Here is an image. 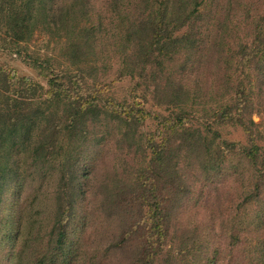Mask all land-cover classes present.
<instances>
[{
	"label": "trees",
	"instance_id": "trees-1",
	"mask_svg": "<svg viewBox=\"0 0 264 264\" xmlns=\"http://www.w3.org/2000/svg\"><path fill=\"white\" fill-rule=\"evenodd\" d=\"M91 1L59 0L54 9L55 0H0V57L16 56L47 79L45 86L30 77H19L8 63L0 62V204L4 192L21 180L30 183L49 176L59 182L49 242L35 249L33 261L27 264L85 263L81 238L86 230H80L79 238L74 239L73 229H83L94 214H81L76 204L93 196L99 184L103 189L99 210L107 212L106 224L107 220H121L122 228L100 238L102 246L93 247L88 264H107L113 259L112 264H214L215 256L209 255L207 246H197L190 232L179 236L175 220L193 193L186 166L198 163V173L208 182L224 173L230 153H238V142L219 141V132L194 127L189 122L193 111L186 110L208 91L192 87L187 80L202 53L227 57L229 36L223 32L227 26L223 24L211 36L217 17L209 12L207 0H140L139 5L128 8L135 10L133 18L119 10L124 24L118 28L113 46L122 67L118 78L134 80L133 93H143L144 101L113 104L104 98L105 86L97 80L99 60L91 59L98 55L102 35V22L95 21L90 12ZM256 22L255 31L247 35L250 42L242 43L227 58L237 59L245 70L253 68L260 90L264 86V8ZM37 24L49 31L45 33L56 31L65 39L66 63L81 75L71 69H53L54 58H34L29 53ZM180 58L183 61L178 63ZM243 74L244 87L235 88L236 82L232 86L225 76L220 79L227 95L237 92L231 103L221 104V112L210 106V118L220 126L243 127L250 141L241 155L264 180V148L255 135L262 122L251 118L247 124L245 120L262 110H254L253 99L246 93V88L252 93L253 81L249 72ZM89 79L93 80L91 92ZM79 81L85 86L80 87ZM149 96L156 107L181 112L173 121L158 118V130L145 133L146 116L141 107ZM106 129L113 132L107 134ZM112 135L124 147L123 160L121 166L110 165L102 178L98 176L105 163L101 147L111 142ZM174 243L176 248L170 246ZM128 247L131 255L125 262L126 256L121 254ZM262 251L264 257V248ZM23 263L26 253L19 257L18 264Z\"/></svg>",
	"mask_w": 264,
	"mask_h": 264
},
{
	"label": "rangeland",
	"instance_id": "rangeland-1",
	"mask_svg": "<svg viewBox=\"0 0 264 264\" xmlns=\"http://www.w3.org/2000/svg\"><path fill=\"white\" fill-rule=\"evenodd\" d=\"M55 2L54 9H57L60 2L59 0ZM91 2L93 10L90 9L91 14L95 21L102 22L101 42L96 49L98 55L92 56L91 59L99 60L96 75L98 82L105 86L104 98L113 104H124L132 100L138 103L144 101L143 93L138 92L136 95L133 93L134 80L131 78L119 80L118 74L122 67L113 49L114 36L118 33V28H122L124 24L123 19L118 16L119 10L121 13L125 11L130 14L132 18L136 17L135 10L131 12L128 8L136 7L140 0H92ZM207 5L209 12L217 17L215 22L217 26L211 36H215L223 24L227 26L223 32H228L230 46L225 44V55L227 57L235 55L242 43L250 42V36L247 35L255 31L254 24L257 23L264 8L263 0H207ZM37 26L39 28L28 47L29 53L33 54L34 58H54L53 69H71L73 74L81 75L73 66L66 63L67 53L64 52L63 46L65 39L62 40L56 31L47 34L44 32L47 30L40 24ZM202 54L201 62L195 65L196 69L187 80L192 87L202 86L209 93L205 91L206 94L200 97L202 99L197 104H193L196 100L189 103L186 110L193 111L192 121L189 122L194 127L209 129L212 133L219 132L221 135L219 141L227 139L230 142H238L236 148L238 153L235 155L230 153L224 173L208 182L205 175L198 173L200 168L198 163L186 166L193 193L188 203L177 213L179 216L175 220L176 232L179 236L190 232L197 246H207L209 255L215 256L214 264H264L263 251L261 252L264 248V218H262L264 180L241 155V149L246 146L247 140L250 141V137H247L241 126H220L210 118L213 112L210 106L216 112H221L223 108L221 104L231 103L237 92L233 96L227 95L228 89L222 90L218 83L220 79L225 76V81H230L231 84L236 82L235 88L238 85L244 87L247 86V81L243 82L245 80L243 73L249 72V77L253 81L252 93L249 88H246V93L253 99L254 110L261 108L262 112L255 111L245 120L247 124L251 118L257 123L262 122V127L258 129L259 133L255 131V135H257V144L264 148V86L259 90L257 73L251 71L253 68L249 70V67H246L245 70L243 66L238 65L237 59L232 62L229 58L222 59L214 53ZM182 61L183 58H180L178 63ZM0 62L8 63L17 76L30 77L47 86V79L39 76L18 57H0ZM92 82L93 80L89 79L90 92ZM84 86L80 82V87ZM148 100L142 103L143 107H141L146 116L143 127L145 133L158 130V118L161 122L173 121L175 114L181 112H172L166 107H156L151 96ZM252 128L255 130L254 127ZM112 132L113 130L106 129L107 134ZM108 140L111 142L105 143L100 152L101 158L105 159L98 175L102 178L109 173L110 165L118 163L121 166L123 160V145L118 139H114L113 135ZM53 179H49L48 176L47 179H37L30 183L21 180L10 191L7 189L4 192L5 197L0 204V240H2L0 264H18L19 257L23 253H26V263L23 264L32 262L34 250L49 242V231L57 212L56 197L59 183ZM98 186L95 189L96 196L90 195L88 199L76 204L81 214H94V218H91L83 229H73L74 239L79 238L80 230H86L81 238L86 247V256L82 259H85L84 264H88V256L93 247L102 246V242L98 243L100 238L111 233H119L122 228L121 220L114 223L107 220L106 224L104 214L107 212L99 210L103 189L101 184ZM237 241L240 242L236 243ZM259 241L261 244L257 246ZM176 242L178 244V241ZM177 244L170 246L176 248ZM121 255L126 256V262L130 258L131 249L128 247L126 253ZM114 260L116 259L107 264H112Z\"/></svg>",
	"mask_w": 264,
	"mask_h": 264
}]
</instances>
